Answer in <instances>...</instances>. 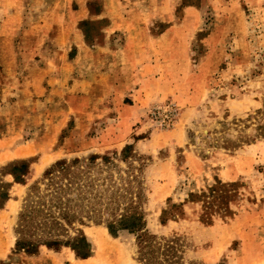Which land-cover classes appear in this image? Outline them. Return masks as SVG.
<instances>
[{"label":"rangeland","instance_id":"obj_1","mask_svg":"<svg viewBox=\"0 0 264 264\" xmlns=\"http://www.w3.org/2000/svg\"><path fill=\"white\" fill-rule=\"evenodd\" d=\"M74 159L137 176L184 261L264 264V0H0V264H139L134 234L92 220L86 258L15 247L25 198ZM219 183L228 211L205 222Z\"/></svg>","mask_w":264,"mask_h":264},{"label":"trees","instance_id":"obj_2","mask_svg":"<svg viewBox=\"0 0 264 264\" xmlns=\"http://www.w3.org/2000/svg\"><path fill=\"white\" fill-rule=\"evenodd\" d=\"M126 146L123 150H129ZM93 161V158H90ZM107 161V157L104 158ZM23 168L24 162L19 165ZM88 164H78V159L65 160L45 171L46 187L37 198H25L19 213L16 228L15 247L28 253L37 250L40 244L51 248L70 247L79 258L90 255L92 246L83 232L76 227L85 220L103 224L112 236L121 231L134 234L136 255L139 264H204L194 260L184 261L183 250L176 240L152 233L147 228L143 204L146 200L142 181L133 175L113 179L111 174L92 178L86 171ZM15 180L19 176L13 168L10 171ZM229 185V184H228ZM8 196L7 191L3 193ZM198 196L203 197L202 220L211 221L215 212L228 211L227 192L224 184H213ZM180 203H170L162 208L159 222L165 224L183 214Z\"/></svg>","mask_w":264,"mask_h":264}]
</instances>
